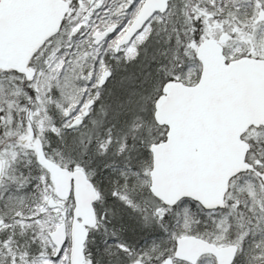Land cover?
Returning a JSON list of instances; mask_svg holds the SVG:
<instances>
[{
    "label": "snow or ice",
    "instance_id": "1",
    "mask_svg": "<svg viewBox=\"0 0 264 264\" xmlns=\"http://www.w3.org/2000/svg\"><path fill=\"white\" fill-rule=\"evenodd\" d=\"M0 264H264V0H0Z\"/></svg>",
    "mask_w": 264,
    "mask_h": 264
}]
</instances>
